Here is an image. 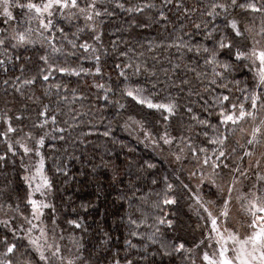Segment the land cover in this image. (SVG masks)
Masks as SVG:
<instances>
[{"label": "trees", "instance_id": "1", "mask_svg": "<svg viewBox=\"0 0 264 264\" xmlns=\"http://www.w3.org/2000/svg\"><path fill=\"white\" fill-rule=\"evenodd\" d=\"M17 2L29 0H11ZM94 2L101 13L97 31L78 18L56 16L40 42L23 47L10 33L29 27L32 33L31 12L12 7L14 18L8 22L0 15V133L9 124L16 129L0 135V260L42 264L24 239L28 224L18 218L31 217L25 158L17 143L27 137L50 184L45 222L64 234L63 241H72L79 264H195L193 255L206 242L207 218L199 205L221 203L215 187L198 181V172L210 168L246 189L248 137L240 125L221 124L219 113L241 103L251 111L245 97L254 92L262 97L258 108L264 101L252 60L235 59L237 48L251 50V37L264 41L256 35L264 14L230 7L227 14L208 17L211 0ZM225 15L252 32L208 64L210 53L202 49L217 47L226 34ZM85 44L87 50L81 47ZM126 90L157 104L174 101L177 110L169 115L150 109ZM165 134L171 143H164ZM223 136L222 146L210 142ZM41 137L42 145L37 143ZM220 151L226 155L217 160ZM12 244L14 253L4 256Z\"/></svg>", "mask_w": 264, "mask_h": 264}, {"label": "snow or ice", "instance_id": "2", "mask_svg": "<svg viewBox=\"0 0 264 264\" xmlns=\"http://www.w3.org/2000/svg\"><path fill=\"white\" fill-rule=\"evenodd\" d=\"M0 6H2V12H0V15H2L5 18V22L11 21L13 17V12L10 11V8L12 7H18L20 9H27L28 12H35L37 15V18H39V25L42 29L47 30L49 29L52 24V17L54 15L55 10H59L61 12L65 10H72V9H78V11L81 14H86L89 11H91L92 14L86 15V19L91 21L93 19V16L99 17L101 15L100 12L95 11L96 4L94 0H91V2L86 4L85 8H79L78 0H43L42 5L37 4L35 2H32V0H29L28 3H11V0H0ZM118 7H123L122 4H118ZM145 7H151V5H145ZM235 9L236 7H239L240 9L244 11H250L252 13H261L264 14V0H246V2L240 3L239 0H230V3L225 0V2H219V0H211V3L209 5V8L206 10V15L208 17L215 18L220 15L221 12L227 14L229 8ZM136 11H141L140 8L135 9ZM131 11V9H130ZM46 14V15H45ZM31 19V17H29ZM225 19L227 23L225 24V33L224 35H221L219 40L216 41L217 47L213 48L212 50L204 47L202 50L204 53H210L209 59L206 60V63L208 64H215L217 63V56L221 52V50H229L231 51L234 47L233 41L236 38H245V32L251 33L252 29L245 28L244 30H241V27L239 26L238 22L235 19L227 20V15H225ZM197 29L200 28V25H195ZM207 28V25H205ZM31 29H25L23 32L16 31L13 35L12 39L16 40L17 45H23L25 43L30 42L29 41V35L31 33ZM217 31L216 28L213 29V32ZM213 35L212 32L208 33V36L211 37ZM256 35H259L261 38H264V27L261 28L259 33H256ZM97 39L99 37H96ZM253 39V47L249 52L241 51L239 48H237L235 52V59L236 60H242V59H251L253 64H256L258 62V78H259V86H264V47H257L256 45H260V40H256L255 36L252 37ZM4 43L3 40H0V44ZM51 43V42H50ZM75 46V45H74ZM81 47L88 49V45H81ZM57 49L54 48V51ZM200 48L197 49V52H200ZM191 51V49H189ZM42 59H45V57H42ZM2 63V61H0ZM222 67L224 69H227L229 67L228 64H223ZM61 71H65V69H60ZM138 70V69H137ZM99 71V69H97ZM123 75V73H121ZM45 80L48 79L47 76L44 77ZM25 83H32V81H25ZM102 87V86H101ZM136 92H139L140 90H135ZM126 95L129 97H132L134 100H137L140 104H147V107L150 109H157V110H163L167 112L169 115L175 114V111L177 110V105L174 101H170L168 103H153L150 99L146 100L143 98H139L137 95L134 94L133 90H126ZM229 97L225 96L223 97L224 101H227ZM251 102V111H248L246 106L241 103L239 106L236 104L232 105L231 111H225L222 110L219 115L221 117L220 123L224 125H228L231 123L232 125H238L239 123L243 122L247 118H251L253 121L257 119L256 111L259 105V102L261 101L262 97L257 93H252L250 97L246 96L245 100H249ZM238 111V114H237ZM189 112H191V109H189ZM41 117L45 116V112H41L39 114ZM168 117H165L167 119ZM193 119H196V117H192ZM55 120V117H53V121ZM8 121L5 120V123ZM200 124L206 125V121H198ZM44 123H47V120L44 121ZM40 127H43V124L40 125ZM243 131V129H241ZM16 129L9 126L7 127L6 131L4 133H0V135H7L8 133H14ZM107 135V133H105ZM207 135V133H205ZM264 137V120H261L259 124L255 125L251 129V138L247 139L246 143L247 145H254L259 142V138ZM165 144L171 143V140L167 138V134H165L164 137H162ZM227 140V136H223L222 138L213 139L210 141L212 144H219L223 145L225 141ZM17 143L20 144V147L24 149L25 153H28L30 149L25 146L23 143H20L17 141ZM38 144L42 145L44 143L43 137L40 138L39 141H37ZM245 145L241 144L240 148L243 150ZM8 150H12V145H8ZM200 151H204L201 149ZM215 151V150H214ZM235 151V148L233 149ZM37 155H39V152H37ZM226 153L224 151L219 152V156L216 157L217 160H220L221 158L225 157ZM244 155L251 156L252 153L245 151ZM179 159V157H177ZM0 159H3V157H0ZM205 164L209 163L208 159H205ZM43 161L41 160V167H42ZM257 166H259V161H257ZM214 168L220 167V165L214 164ZM224 167H227V165H224ZM239 169H235V171H238ZM241 175H244V173H241ZM27 179V178H26ZM258 180H264V177L258 176ZM44 187L49 186V182L46 178H44L43 182ZM171 188V185L168 186ZM36 191H40V186H37ZM229 193H231L232 188L229 187L227 189ZM28 203L31 204L33 215L37 216L41 213L42 208H48L50 205L48 204H38L36 200L31 198V194H29V200ZM165 204H171L174 203L172 200L165 199ZM225 204H227V201H225ZM204 211L208 212V215L210 218H212V213L208 209H204ZM249 211L253 217L252 221L245 226V230L248 231L250 229V232H248L247 235L244 236L243 239L239 238L237 235L233 233H229L228 239L232 240L233 244L238 245L237 248H234L232 250V253L229 252V249L227 246L222 245L220 247L218 258H210L207 253L204 254L203 259L208 262V264H264V200H261L260 197H256L255 200L249 201ZM222 215L227 216V212L221 213ZM160 223H164V220H160ZM213 231H216L217 226V219L212 218L211 220ZM69 223H74L73 221H69ZM169 226H171V222L169 221ZM76 227H79L77 224ZM224 237L221 236V240H223ZM4 243H7V241H4ZM33 244H36V241H32ZM55 247V251H53L52 256L56 257L57 254L60 252V249L58 246L49 245V248ZM16 248V245H8L6 248V251L4 253V256H8L9 254L14 253ZM183 248V245L181 244L179 248H177V251ZM39 250V249H38ZM40 259L43 261H47V264H52V261L48 259L44 255L43 252H40ZM0 264H13V262L9 259L7 261L0 260ZM68 264H73L72 261H68Z\"/></svg>", "mask_w": 264, "mask_h": 264}, {"label": "rangeland", "instance_id": "3", "mask_svg": "<svg viewBox=\"0 0 264 264\" xmlns=\"http://www.w3.org/2000/svg\"><path fill=\"white\" fill-rule=\"evenodd\" d=\"M89 2H91V0H78L79 8H85L86 4ZM42 3L43 1L40 4L42 5ZM89 14H92L91 11L86 14H81L78 9L65 10L63 12L55 10L51 19L53 20L56 16L69 19L78 18L83 21L84 26L87 29L97 31V18L96 16H93V19L89 21L86 19V15ZM30 17L31 19H27V22L30 23L31 21L33 25V32L29 35L30 42L23 45H17L16 40L12 39L16 32L15 29H13V32L10 33L12 41L17 46L23 47L40 42L44 32L46 31L40 27L39 18H37V15L34 11L31 12ZM93 33L95 36L97 35V32ZM255 39L260 40L261 42L260 45H256L257 47H264V41L258 37ZM250 41H252L251 44L253 47L252 37ZM253 65L254 73L259 83L258 62ZM261 88L264 92V86H261ZM256 116L257 119L255 121H253L251 118H247L238 124L240 125L239 131L246 135L248 139L251 138V129L255 125L259 124L261 120H264V101L260 104L258 110L256 111ZM140 129H142L141 126ZM241 129H243V131ZM20 143H23L30 149L28 153H25L24 149L21 147L25 158L24 181L28 189V197L29 194H31V198L36 200L38 204L49 205L50 184L48 187L43 186L44 178L47 179V177L43 171V168L41 167V160H39V158L34 155V151L29 147L27 137L22 138ZM250 146L251 149H248L247 151L251 152L252 155L248 156L249 158L247 163L248 165L251 163V166L246 167V189L245 187L241 186L239 181L236 179L226 180L220 176L212 174L209 170L210 168H204L197 174L198 181L201 184L210 183L213 187H215L217 197L221 200V203L218 204L216 202L213 203V201H206V203L202 202L199 205L203 210L208 209L212 213V218L217 219V230L213 231L211 222L212 218H210L208 212L205 211L207 218V220H205L206 242L202 245L203 250H200L198 254L193 255V261L195 264H208V262L203 259L205 253H207L210 258H218V253L222 245L227 246L229 252L232 253V250L237 248L238 245L233 244L232 240L228 239L229 233H233L239 238L243 239L244 236L250 232V229L248 231L245 230V226L248 225L253 219L249 211V201L255 200L256 197H260L261 200H264V180H258V176L264 177V137H260L258 143ZM257 161H259V166H257ZM38 185L40 186V191H36ZM229 187L232 188L231 193L227 191ZM193 195L196 197V199H199L198 197L204 198L202 193L199 195L197 193H193ZM225 201H227V204H225ZM45 210L46 208H42V214H38L37 218V216L33 215L32 206L30 204V218L26 219L25 217L18 215L19 220L22 218L23 220L21 221L25 224H28V227L24 233V239L27 241L30 248L35 252L39 260H41L40 252H43L44 255L52 261V264H68V261H72L73 264H79V260H77V258L75 259L72 253V241L70 239H65L63 241L62 236H64V234H61L59 231H57V228L54 229V225L51 229L45 222ZM225 211L227 212V216L221 214ZM221 236L224 237L223 240H221ZM32 241H36V244H33ZM49 245L59 247L60 252L56 257L52 256L53 251H55V247L49 248ZM41 263L47 264V261L41 260Z\"/></svg>", "mask_w": 264, "mask_h": 264}]
</instances>
